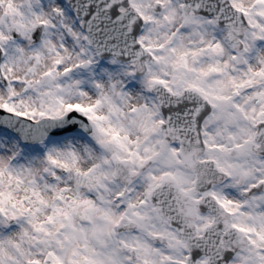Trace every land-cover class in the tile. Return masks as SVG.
Masks as SVG:
<instances>
[{"label": "snow or ice", "instance_id": "obj_1", "mask_svg": "<svg viewBox=\"0 0 264 264\" xmlns=\"http://www.w3.org/2000/svg\"><path fill=\"white\" fill-rule=\"evenodd\" d=\"M0 264H264V0H0Z\"/></svg>", "mask_w": 264, "mask_h": 264}]
</instances>
